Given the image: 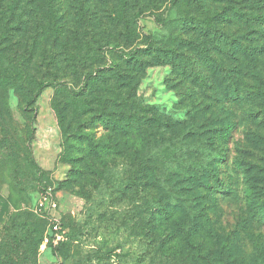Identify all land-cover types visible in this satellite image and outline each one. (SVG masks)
Returning a JSON list of instances; mask_svg holds the SVG:
<instances>
[{"label": "rangeland", "instance_id": "1", "mask_svg": "<svg viewBox=\"0 0 264 264\" xmlns=\"http://www.w3.org/2000/svg\"><path fill=\"white\" fill-rule=\"evenodd\" d=\"M13 1H19L16 13L7 8ZM233 5L264 16V0H52L49 7L46 0H3L0 72L3 56L33 79L64 84L46 87L33 107L23 85H0V264L256 263V245L264 249V223L252 216L245 190L253 185L264 201V19L248 24L231 15ZM190 14L216 17L221 32L255 48L244 54L221 46L204 50L197 30L181 26ZM100 42L106 43L103 49L97 48ZM154 48L177 50L203 82L158 60ZM80 50L88 55L83 62L75 58ZM131 52L143 62L135 87L122 88L134 101L124 105L131 120L123 129L108 127L89 96L91 111L73 127L80 125L92 144L73 138L70 162H62L58 111L71 115V105L80 103L72 101L83 87L81 71L104 68L110 74L118 67L128 73ZM235 84L239 95L233 98ZM224 121L235 123L226 144L213 137ZM202 147L225 154L213 182L221 193L208 201L213 200L215 229L227 235L235 255L217 254L204 236L192 246L179 233L170 236L174 221H157L148 206L165 203L160 182L191 192L173 172L183 167L173 168L162 152L175 148L189 164L204 159ZM56 186L63 227L76 234L62 254L41 243L47 227L35 212L43 187ZM96 250L104 258L90 261Z\"/></svg>", "mask_w": 264, "mask_h": 264}, {"label": "trees", "instance_id": "2", "mask_svg": "<svg viewBox=\"0 0 264 264\" xmlns=\"http://www.w3.org/2000/svg\"><path fill=\"white\" fill-rule=\"evenodd\" d=\"M204 2V0H195ZM172 3L175 0H171ZM3 3V0H0V4ZM47 6H51L52 0H46ZM124 1H121V4ZM19 4V1H13L11 5H7V8L11 13H16V8ZM231 15L236 16L237 18H241L246 21L248 24L253 23H262L261 20L264 19V16L257 11L250 10L249 12L243 11L242 8L237 7L235 5L230 6ZM223 12H227L223 10ZM216 17L208 16V17H198L195 15H187L182 19L181 26L182 27H190L197 30L198 34L202 36V44L200 47H203L204 50H207L209 46L211 47H226L231 49L233 52H242L243 54L246 52H251L254 46L250 44H245L241 41V39H237L228 33L221 32L216 26ZM26 20H24L25 23ZM250 27H253L250 25ZM171 27H168L167 31H170ZM253 30V29H251ZM169 38L174 40V43L178 41L177 37L172 38V30L170 31ZM252 40V38H248ZM196 43H200V41H196ZM193 45V43H191ZM106 46V43L100 42L97 48L103 49ZM149 47V46H148ZM156 51V58L158 60L167 59L168 63H171L177 66L182 72H189L193 77L198 79L200 82H203L202 75L198 72H194L193 67H189L188 62L185 61V58L181 57V55L174 49H165V48H154ZM166 51V52H165ZM164 52V53H163ZM86 51H78L75 58H78L79 62H83L88 55ZM137 53L131 52L126 56L128 59H132V66L129 67L128 73H123L121 69L118 67H111L110 71L113 72L108 74L104 68H98L96 70H88L81 71L80 77L83 81V87H81V91L77 94H73L72 102H80L79 104L71 105V109H73L72 114L70 115L66 112L65 109L59 110V118L62 125V134L64 141V150L60 154V159L62 162H70L69 159L71 157V148L73 146V138L79 139L81 143L87 141L89 145L92 144V141L87 136H83L82 129H80V125L76 126L74 129L73 122L77 121L79 116L87 114L91 111L90 102L92 99H88L90 96L93 97L96 102H98L97 116H99L101 122H104L108 127L123 129L126 124L132 118L131 114H127L124 105L127 102L131 101L130 94H123L122 88L123 85L132 89L135 87L137 81L136 70L142 67L143 62L138 59L136 56ZM127 55V54H126ZM2 68L0 72V85H8L13 88L24 86L29 92V105L33 107L39 96L43 92V90L48 86H55L58 84H64L61 82H57L51 79H33L27 71L19 69L18 66L13 63L6 61L2 56ZM8 70H7V69ZM98 71V73H96ZM99 80V81H98ZM112 80L114 82H112ZM106 85V86H105ZM232 90L233 98L238 97L239 89L236 88L237 85H230ZM102 91L107 92V94L102 93ZM133 109V108H131ZM87 111V112H86ZM261 113L264 119V105L261 108ZM235 127V123L232 121H224L219 124L214 130L213 137L220 139L223 143H227L232 130ZM28 139H32L34 135V130L30 131ZM85 137V138H83ZM83 139V140H82ZM87 139V140H85ZM224 144V145H225ZM29 146L31 147V143L29 142ZM204 159L201 160H190L189 164H185L181 157L178 154V151L175 148L167 149L162 152V159L170 164L173 168L178 166L186 167L187 169L179 168L180 170H174L173 172L179 175H182L186 180L188 187L186 190L191 191L188 192H179L175 190L174 186L169 182H160V190L163 192V189L167 193V199L165 203L163 201H154L150 203L148 206H151L155 209L153 213L154 218L157 221L161 222H171L174 221V228H169L170 236H179L183 238V242L192 246L195 245L197 237L204 236L210 239V242L214 244L216 253L219 255H223L226 253L227 255H235L231 247L229 246V241L227 235H223L219 233L215 229V224L213 223V219L211 218L212 212V201H208V199H212L210 196L214 195L216 190V186H214V180H218V175L220 167L222 163H225V154L222 152H216L212 149H207L202 147L198 150ZM34 163V162H33ZM187 165V166H186ZM170 166V167H171ZM38 172V171H37ZM36 172V177L40 180V173ZM171 183H176V180ZM39 185H42L40 181H38ZM60 187H54L55 192L59 190ZM184 189V188H183ZM246 195L248 197L249 209L251 211L252 216L256 218L257 221H261L264 223V201L259 194L258 191L254 189V186L251 185L245 190ZM221 193V192H220ZM44 219V218H43ZM46 222V227L48 228V222ZM47 228L42 238V242L44 240V236L46 234ZM76 234L74 231L68 232V239L65 241L59 242L57 245H53L52 242H49L47 247H50L57 254H62L64 249L67 247L70 241H73ZM201 242V241H199ZM258 245V246H257ZM256 245V249L259 253L257 259L255 260V264H264V249L260 244ZM212 254V251H209ZM262 253V256H261ZM242 254V252H241ZM210 254H208L209 256ZM90 261L98 260L101 261L104 256L102 255V251L96 250L91 255L88 256ZM227 263L229 261L226 257L223 259ZM249 264V263H248ZM251 264V263H250Z\"/></svg>", "mask_w": 264, "mask_h": 264}, {"label": "built area", "instance_id": "3", "mask_svg": "<svg viewBox=\"0 0 264 264\" xmlns=\"http://www.w3.org/2000/svg\"><path fill=\"white\" fill-rule=\"evenodd\" d=\"M35 212L48 222L43 240L44 247H47L49 242L57 245L68 239V232L63 227L59 203L53 187H43L35 206Z\"/></svg>", "mask_w": 264, "mask_h": 264}]
</instances>
